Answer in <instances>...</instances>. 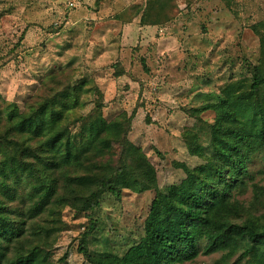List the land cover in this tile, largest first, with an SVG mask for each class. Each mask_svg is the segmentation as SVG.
<instances>
[{
	"label": "rangeland",
	"instance_id": "rangeland-1",
	"mask_svg": "<svg viewBox=\"0 0 264 264\" xmlns=\"http://www.w3.org/2000/svg\"><path fill=\"white\" fill-rule=\"evenodd\" d=\"M147 10L158 24L142 23ZM262 23L264 0H0V95L22 108L45 76L70 73L73 85H83L70 114L72 139L81 138L79 116L116 121L125 113L128 140L164 188L212 153L209 125L226 89L249 83ZM248 170L233 197L263 223L264 158L255 155ZM152 193L125 189L119 200L105 193L90 253L123 256L137 244ZM88 225L87 214L70 206L37 217L30 235L47 253L43 264H91L78 248ZM198 245L184 264H226V252L204 254L205 239Z\"/></svg>",
	"mask_w": 264,
	"mask_h": 264
},
{
	"label": "trees",
	"instance_id": "trees-1",
	"mask_svg": "<svg viewBox=\"0 0 264 264\" xmlns=\"http://www.w3.org/2000/svg\"><path fill=\"white\" fill-rule=\"evenodd\" d=\"M148 12L142 23L158 24ZM257 32L261 52L249 83L226 89L209 125L212 153L195 145L204 165L184 167L186 176L164 188L128 140L125 113L116 121L99 112L79 116L81 138L72 139L70 114L81 106L83 85H73L70 73L45 76L22 108L0 95V264L45 263L43 245L30 235L34 221L65 206L89 218L78 248L91 264H184L199 255L201 239L203 253L226 252V264H264V221L244 215L233 197L249 180L248 163L264 158V23ZM125 189L153 191L139 241L123 256H94L89 239L100 199L110 193L119 200Z\"/></svg>",
	"mask_w": 264,
	"mask_h": 264
}]
</instances>
